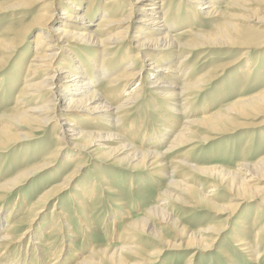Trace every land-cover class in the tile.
<instances>
[{
	"label": "rangeland",
	"instance_id": "374dc122",
	"mask_svg": "<svg viewBox=\"0 0 264 264\" xmlns=\"http://www.w3.org/2000/svg\"><path fill=\"white\" fill-rule=\"evenodd\" d=\"M10 1L13 0H0V5ZM106 1L108 0H91V3L88 4L86 0L81 2V13H87L86 25H90L88 26L90 33L96 30L95 25L101 20L103 13L101 11ZM180 1H173L172 11L176 10L177 5H180L179 14L182 19L188 17V7L194 13H198L195 12L194 6L185 2L186 0H182V4H179ZM55 2L60 3V5L54 7L51 20H56L62 10L67 8V6L65 7L66 0H55ZM219 3V8H222L225 1ZM88 6L89 11L87 12ZM115 6H118L121 11L124 9L120 4H115L110 8ZM5 8L0 7V38H4V43L0 45V114L13 105L16 91L26 77L25 69L35 51V38L39 32L38 28L24 29V26L31 23L33 16L39 13L38 6H21L12 10L8 7ZM133 11L134 13L128 23L130 24V36L136 31V27L139 25L138 21L142 17L137 11V6H134ZM196 17L199 18V14ZM112 18L116 20L121 17L114 16ZM258 18H261L258 12L253 13V15L245 13L243 18L237 16L233 20V24L239 23L249 30L261 31V22L258 21ZM206 25L205 23L202 30L209 31L210 26L207 27ZM194 26H199V24ZM110 28V31L114 32L123 29V26L116 25ZM186 28H188L187 23L179 26L178 29H174L171 35L183 33ZM214 33L213 31L212 34ZM233 35L234 40L227 41L230 46L218 45L198 50L194 56L188 58L189 60L185 62V66L182 68L185 72L191 66V80L202 78L201 86L190 91L192 96L189 100L190 104H188L190 107L188 118L193 122L199 120L202 114L212 115L221 112L225 119L221 124H217L216 132H210L208 131L209 128L202 125L193 124L190 126L191 132L188 134V138H184L178 146L170 150L168 146L172 144L170 142L175 130L173 133L164 135L160 125L168 120L178 128L184 122L183 117L185 115H176L174 107H170L172 105L169 102L165 103L153 94V88L146 89L148 82H145V75L140 80L142 83L138 79L133 80L123 89L121 95L119 94L111 102V105L115 107L135 89L137 84L141 83L140 92L143 98L141 97L136 104V109L132 110V115L122 118L123 120L116 130L118 136L115 135L114 130L106 129L107 126L103 127L101 119L94 120L95 124L100 125V137L92 140L91 147L81 152L80 159L69 162L64 160L66 155L74 153L73 149L69 148L72 142L68 139V143L65 145L66 150H63L62 156L58 157L55 167L33 175L22 182L15 192L5 197L7 201L4 199L0 201L2 207L0 218L4 220L0 230L1 237L7 228L17 226L20 221L28 217L31 212L30 208L32 206L35 208L33 204L37 202L36 200L39 199L40 195L62 181L74 169L73 167L83 163L81 168L76 170L77 177L70 185L71 187L56 199H49L39 210L38 224L40 226L37 231L41 239H38V245L34 244L37 248L27 246L26 244L30 239L26 237L20 247H12L10 253L7 252L8 255L6 254L3 259H0L1 263L9 264L8 259H10L11 264H14L16 260L12 261V259L17 257L18 261H25L26 264H50L58 256L63 245L66 252L62 250V257L58 264H74L79 257L75 254L76 252L84 257L88 256L91 250H94L93 253H95V250L103 249L106 246H108L106 249L117 246L118 241L116 239L113 240L114 242L110 241L112 236H118L114 229L117 228L119 232L123 231L129 218L136 221L145 217L143 216L145 214V218L148 219L151 215L146 210L154 207L161 198H165L166 202L168 201L171 205L166 211L171 218H176V215H184L183 212H185L187 216L182 219L180 224L182 227H186L189 232H196L200 228L212 224L226 226L223 233L210 248L204 249L205 251H197L198 254L192 257L191 264H264V231L257 236L259 226L263 225L264 227V205L260 204V199L248 195L244 203L235 208L236 201L231 202L229 200V195L225 193L226 189L217 183V176H209V178L196 169L193 170L188 167L192 165L194 167L214 165L221 167L225 172H234L240 169L239 165H253L264 157V106H261L262 110L259 112L250 110L244 111L245 114L231 113V111L226 110L233 102L244 100L243 98L248 99L264 91V40L259 43H246L241 36ZM15 36L22 37L20 44L16 43ZM127 41L129 42L124 47L126 48V45L130 47L129 51L133 54L134 40L128 37ZM81 47L83 46H74L70 52L79 53ZM82 51L89 50L83 49ZM56 53L63 56L60 50H56ZM186 54L187 52L184 51L177 58L181 59ZM121 59H123L122 64L118 65ZM139 59L135 63L136 69L142 65ZM100 60L98 58V63ZM111 60V68L114 73L133 61L132 56L126 55L123 50L117 52ZM178 60H175L173 65H176ZM151 80L149 81L151 82ZM102 87L103 84H99L96 89ZM204 98H208L206 103L202 102ZM65 102L62 99L61 104L63 105ZM98 103L87 104L75 113L82 119L92 120L93 117H97L102 112L93 113L92 110L89 111L86 108L93 109ZM27 105V108H35L40 104L30 102ZM66 122L72 123L70 119ZM102 123L110 126L116 125L112 118L110 122L103 121ZM159 134L163 136V139H159ZM51 136L52 134L43 135L40 133L19 144L0 149V184L8 181L20 170H27L33 165L41 164L43 159L58 147L55 141H50ZM119 137L123 138L122 141L125 138L127 142L140 151L160 153L163 159L159 157L151 160L154 162L163 160V166L157 167L155 173L151 170L152 167L147 165L131 168L127 161L123 160L125 153L116 154V148L123 144ZM160 141L161 144H159ZM61 161L63 162L62 165ZM172 172L174 175H171ZM171 180L175 182L169 183ZM90 181L95 183V189L86 194L92 193L93 196L90 195L92 198L88 201L84 200L85 204L81 206L79 201L82 200L83 192L87 189L86 184ZM251 185L261 187L264 186V182H251ZM197 190H200L201 194L210 195L211 203L207 204L200 201ZM209 191H215L216 197L215 195L212 196L213 193ZM71 195H75L76 200H73ZM185 196L190 200H196L197 207L194 210L172 205L174 198L185 199ZM18 198L20 201L17 202ZM13 206L16 210L14 212L12 210L13 213L10 214ZM225 206L229 208L227 209ZM35 210L33 209L32 212ZM57 213H62L66 217L67 222L64 221L65 224L62 227L61 224L59 225ZM231 213L232 216L228 219V215ZM112 221H115V226L111 224ZM81 222L91 225H89L91 227L89 233L82 232L84 230ZM67 223L69 227L66 226ZM151 229L158 232L160 238L138 233L134 244L140 249V252L137 251L136 254H133V260L127 259L125 256L127 262L140 260L142 264H146L150 260L152 261L151 264H188L186 261L195 250L185 248V244L174 250H164L157 255L158 249L163 247L161 240L175 245H180L183 243L181 240H186L175 238L176 231L173 229V225L160 224L159 226H152ZM19 232L20 229L10 233L17 236ZM236 235L242 236L243 243H248V247L256 248L255 250L252 249L253 252L250 255L256 254L258 260H253L246 251L243 252L239 249L240 247L236 246V242L232 240ZM31 240L33 245L36 238L33 237ZM69 244H71L70 248L65 246ZM93 253L90 255L92 258H96ZM223 253L229 257V260ZM97 254L98 257L102 256L101 251Z\"/></svg>",
	"mask_w": 264,
	"mask_h": 264
},
{
	"label": "bare ground",
	"instance_id": "6f19581e",
	"mask_svg": "<svg viewBox=\"0 0 264 264\" xmlns=\"http://www.w3.org/2000/svg\"><path fill=\"white\" fill-rule=\"evenodd\" d=\"M84 1L85 0H66L65 7L67 6V8L62 10L56 20H51L54 7L60 5V3H56L55 0H13L0 5V7L4 8L7 6L11 10L21 6H38L39 10V13L33 16L34 18H32L31 23L24 26L25 30L38 28L37 30H39V32L36 34L35 38V51L29 61L28 67L25 69L26 77L16 91V95L13 98V105L10 109L0 114V149H6L11 145L19 144L25 141V139L32 138L34 135L40 133L43 135L47 133L52 134L50 141H55L58 146L49 153L48 157L43 159L41 164L33 165L27 170H20L8 181L1 183L0 201L2 199L7 201L5 197L15 192L22 182L31 178L33 175H37L41 171L55 167V162L57 163L58 157H61L63 150H66L65 145L68 143V139L72 142L69 148L73 149L74 153L66 155L64 160L69 162L80 159L82 156L81 152L91 147L92 140L100 137V125L97 123L95 124L94 120L101 119L102 122H110L112 118L113 122L116 123L114 126L105 125L101 121L100 122L101 125H104L103 127L107 126L106 129L111 131L114 130L115 135L118 136L116 130L119 123L123 120L122 118L133 114L132 110L136 109V104L142 97V93L140 92L142 81L140 80L143 79V75H145V82H148L146 89L153 88V94L165 103L169 102V104L172 105L170 107H174L176 115H185L183 117L184 122L178 128L168 120L166 123L160 125V127L163 128L164 135L173 133L175 130V134L172 135L173 138L170 142L172 144L168 146L170 150L178 146L184 138H188V134L191 132L190 126L193 124L196 126L202 125L209 128L208 131L216 132L217 124H221L223 119H225V116L221 112L212 115L202 114L199 120H194L193 122L188 118V114L190 113L188 104H190L189 100L192 96L190 91L198 89L201 86L202 78L199 77L196 80H191V66L187 71L183 72L184 69L182 68L185 66V62L189 60L188 58L194 56L198 50L218 45L230 46L227 41L234 40L232 38L234 37L233 34L241 36L242 39L244 38L246 43H259L264 40V0H186L185 2L194 6L195 12L197 11L198 13H194L193 10L188 7V17L183 19L179 14L180 5H177L178 7L176 10L174 9V11H172L174 0H108L104 8H102L101 12L103 13L101 20L95 25L96 30L91 33L88 30V26L90 25H86L87 13H81L82 8L80 4ZM86 1L87 4L89 2L91 3V0ZM220 1H225L222 8L218 6L220 5ZM182 2L181 0L179 4H182ZM115 4H120L124 9L121 11L118 6L110 8ZM134 6H137V11L140 12L142 17L138 21L139 25L136 27V31L130 36V24L128 23L130 22L131 15L134 13ZM88 11L89 6L87 8V12ZM256 12L261 15V18H258V21L261 22V31L249 30L239 23L233 24V20L237 16L243 18L245 17V13L253 15V13ZM197 14H199V18L196 17ZM114 16H120L121 18L113 20L112 17ZM186 23L188 24V28L184 29L185 31L183 33L171 35L174 29H178L179 26ZM205 23L207 27L210 26L209 31L205 29L202 30ZM195 24H199V26H194ZM116 25L123 26V29L111 32L110 27ZM213 31L215 32L214 34H212ZM16 32L18 33V31ZM128 37L134 40V55L129 51L130 47L127 45L126 48L124 47V45L129 42L127 41ZM15 38L16 43L20 44L22 37L15 36ZM3 43L4 38H0V45ZM74 46L83 47H81L82 49L80 48L81 51H79V53H71L70 50L73 49ZM83 49L89 51H82ZM56 50H60L63 56L57 55ZM121 50H123L126 55L132 56L133 61L122 66L117 73H114L111 68V59L115 57L117 52H121ZM184 51H186L187 54L181 59L177 58ZM98 58L101 59L99 63ZM138 59L141 60L140 62H142V65L136 69L135 63ZM122 60L123 59L119 60L118 65L122 64ZM175 60H178L177 64L173 65ZM243 67L245 68V66ZM18 72L20 74V71ZM136 79L141 83L137 84L134 90L123 98L119 104L113 107L111 102H113L119 94L121 95L123 89L129 83ZM150 79H152L151 82L149 81ZM99 84H103V87L96 89ZM62 99L66 101L63 105L61 104ZM243 99L244 100L241 99V101H236V103L233 102L234 104H230L226 110L231 111V113L239 112L241 114L244 113V111L250 110H252V112L253 110L254 112H259L262 110L261 106H264V91L248 99ZM207 100L208 98H204L202 102L206 103ZM30 102L40 105L35 108H27V104ZM93 102L99 103L93 109H86L89 111L92 110L93 113L102 112L98 114L97 117H93L92 120H87L82 119L76 114L83 106ZM169 109L171 110V108ZM68 119H70L72 123L66 122ZM158 136L159 139H163L162 135V137L160 134ZM119 140L122 141L123 138L119 137ZM122 142L123 144L116 148V154L125 153L123 160L127 161L131 168L139 165H147L152 167L151 170L155 173L157 167L163 166V160H159V162L151 160L153 158H162L160 153L140 151L133 147L134 145L127 142L125 138ZM159 144H161V141ZM62 161L61 165L63 164ZM81 165H83V163L73 167L74 169L68 173L62 181L50 187L48 190L46 189L47 191L40 195L39 199L37 198L36 200L37 202L33 204L35 208H33V206L30 208L31 212L29 211L30 213L26 219L20 221L17 226H10L1 234L0 259H3L6 254L8 255L7 252L10 253L12 247H20L26 237L30 239L26 244L27 246L33 247L34 244H39L38 239H41L37 231V228L40 226L38 224L39 210L49 199H56L61 193L71 187L70 185L77 177L75 172L81 168ZM188 167L193 170L196 169V171H199L203 175H207V177L217 176V183L226 189L225 193L229 195V200L231 202L236 201L235 208L241 206L246 198H248V195L259 198L260 204L264 205V186L254 187L251 185V182H264V157L253 165H239L240 169L234 172H225L221 167L214 165L207 167H194L192 165ZM171 175H174V173L172 172ZM174 182L173 180L169 181V183ZM94 185L95 183L93 181L86 184L87 189L83 192L84 196L81 198L82 200L79 201L81 206L85 204L84 200L88 201L92 198V193L89 195L86 193L93 191L95 189ZM209 192L213 193L212 196L215 195V191ZM197 195L203 203H211L210 195L201 194L200 190H197ZM71 196L73 200H76L75 195ZM18 201H20L19 198L17 199V202ZM21 202L23 201L21 200ZM173 202V206L177 205L182 208L194 210V208L197 207L196 200H190L186 196L185 199L180 197L174 198ZM170 206V203H168V201L166 202L165 198H161L154 207L146 210L151 215L148 219L145 218V214L143 215L145 217L136 221L128 217V223L125 225L126 228H124L123 231L119 232L117 228L114 229L115 234L118 236H112L110 241L116 239L118 241L117 246L110 249H106L108 247L106 246L103 249L95 250V253H93L94 250H91L90 254H95L96 258H92L90 254L83 257L82 254L76 252L75 254L79 255V257L77 256L78 258L74 264H142L140 260H134L133 262L129 261V263L126 261L125 256L127 259L131 258L133 260V254H136L137 251L140 252V249L134 244L138 233L160 238V234L151 229L152 226H159L160 224H166L167 226L173 225V229L176 231L175 238H184L186 240H181L183 243L180 245L161 240L163 247L158 249L157 255L161 254L164 250H174L179 248L182 244H185V248L195 250L186 261L188 264H191L192 257L198 254L197 251H205L204 249L210 248L223 233L226 226H215L212 224L205 228L197 229L198 231L196 232H189L186 227H182L180 224L182 219L187 216L185 212H183L184 215H176V218H171L166 212ZM225 208L228 209L229 207L225 206ZM0 209H2L1 205ZM33 209L36 210L32 212ZM12 210L13 212L16 210L14 206L10 214L13 213ZM256 211L258 212L259 209ZM57 214L59 225L61 224L62 227L65 224L64 221L67 222L66 217L62 213ZM231 216L232 213L228 215V219ZM2 220L3 219L0 218V230L4 222V220ZM81 224L84 230L82 232L89 233L91 225L89 224V226L84 222H81ZM111 224H114V226L116 225L115 221H112ZM66 226L69 227V224L67 223ZM61 227L60 229H62ZM263 228V225L259 226V233H257V236L264 231ZM19 229L20 232L17 236H13L10 233L18 231ZM33 237L36 238V242L32 245L31 239ZM232 240L236 242V246L240 247L239 249H241V251H246L253 260H258L256 259V254L254 256L250 255L254 248L248 247V243H243L242 236L236 235ZM70 245L71 244L65 246L70 248ZM35 247L36 246L33 248ZM62 250H66V248L63 249V245L61 250H59L60 253H58V256L55 257L54 261H51L50 264H58L62 257ZM97 251H101V257L97 256ZM225 257L229 260L226 254ZM8 260V263L11 264L10 259ZM15 260L16 263L14 264H26L25 261H18L17 257L12 259V261ZM151 263L152 261L150 260L146 262V264ZM0 264H2L1 261Z\"/></svg>",
	"mask_w": 264,
	"mask_h": 264
}]
</instances>
